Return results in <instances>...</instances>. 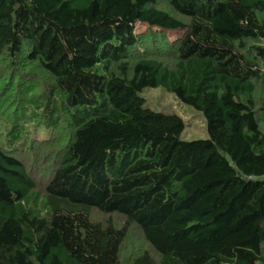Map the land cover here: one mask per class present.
<instances>
[{
	"label": "trees",
	"instance_id": "16d2710c",
	"mask_svg": "<svg viewBox=\"0 0 264 264\" xmlns=\"http://www.w3.org/2000/svg\"><path fill=\"white\" fill-rule=\"evenodd\" d=\"M0 81L12 139L49 129L0 146V264H264V0H0ZM132 226L149 249L123 256Z\"/></svg>",
	"mask_w": 264,
	"mask_h": 264
},
{
	"label": "rangeland",
	"instance_id": "374dc122",
	"mask_svg": "<svg viewBox=\"0 0 264 264\" xmlns=\"http://www.w3.org/2000/svg\"><path fill=\"white\" fill-rule=\"evenodd\" d=\"M161 7H165L164 3L161 4ZM147 26H138V31L143 32ZM177 36L170 35L171 39H175ZM143 98L145 99V106L153 109L155 111H160L167 114H178L182 116L185 121V129L181 134V138L185 141H195V140H204L209 137L207 121L204 114L195 109L190 105L184 104L182 101L178 99V97L171 92L166 91L163 87H151L146 88L141 93ZM15 96L13 90H11L5 81H0V146H6V144H13L14 147H30L31 144L36 140L43 141L49 137V129L36 128L33 124H24L21 126V130L19 133V137L17 139H12L11 136L8 135V130L10 129L11 124L14 122L13 118V109L11 107L15 105ZM21 115H19L20 117ZM5 119H4V118ZM7 117L10 123L6 122ZM9 140L11 142L9 143ZM10 144V145H11ZM59 142H54L51 147H58ZM46 149V148H45ZM44 152V151H43ZM40 153L39 150L32 153V155H25L22 157L25 163L31 168L34 164L36 167H32V175L37 180L39 188L43 187V183L41 181L43 174L42 168L43 166H47L45 164L52 163L51 159L47 160L50 152L46 153L45 159L44 154ZM46 161V162H44ZM93 219L96 221H105L107 218H111L116 222L117 225H123L124 219L118 215H104L97 210H93ZM140 249H149V246L143 239V236L140 230L132 226L129 228L128 238L124 244L123 256H128V253L133 250Z\"/></svg>",
	"mask_w": 264,
	"mask_h": 264
}]
</instances>
